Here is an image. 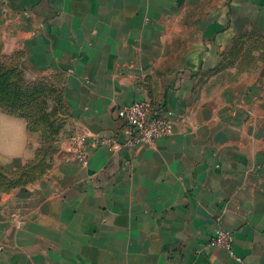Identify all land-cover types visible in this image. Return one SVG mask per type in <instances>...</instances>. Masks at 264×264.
Listing matches in <instances>:
<instances>
[{"label":"crops","instance_id":"obj_1","mask_svg":"<svg viewBox=\"0 0 264 264\" xmlns=\"http://www.w3.org/2000/svg\"><path fill=\"white\" fill-rule=\"evenodd\" d=\"M208 1L0 0V57L61 83L69 111L53 166L0 187V264H264V0ZM136 99L172 133L129 149L117 111ZM40 146L0 107L9 174Z\"/></svg>","mask_w":264,"mask_h":264},{"label":"rangeland","instance_id":"obj_2","mask_svg":"<svg viewBox=\"0 0 264 264\" xmlns=\"http://www.w3.org/2000/svg\"><path fill=\"white\" fill-rule=\"evenodd\" d=\"M211 0L208 1V4H210ZM204 5H200L199 9H195V12H201V10L204 12ZM0 72L3 71L5 77H2L1 79L13 81L12 84L15 87V89L18 91V95H28L30 93H33V95H40V93L43 91L44 93L49 92L50 96H38V97H32L29 99L27 97L26 102H22V105H12L14 107L12 108H19L21 112L25 114L34 113L36 114V111H38V115H41L43 113H51L52 111L56 112V115L53 116V121L60 120L62 117H65L66 119L69 118V114L65 112V107L68 104V101L65 97V101L62 96L64 95L63 86L61 83H56L49 81L48 83L41 84V80H31L24 74V71L18 66L16 63V60L11 55H5V57H0ZM3 73H0L3 75ZM2 84V83H0ZM8 86L10 85H0V95H4L8 93ZM47 95V94H46ZM22 99H25V97H21ZM25 101V100H24ZM31 102L33 104L31 105ZM25 103V105H24ZM19 106V107H18ZM27 112V113H26ZM46 124L45 122H43ZM49 132H52L49 130ZM57 134H53L49 137L46 143H43L40 148L41 154L38 158V160L32 161L31 163H28L25 172L27 173V176H22V180H19L16 182V185H24L28 182L35 180L38 176H40V173L44 170L50 169L54 161L51 159L52 155L57 151L58 148V137ZM3 166V165H2ZM25 169V166L21 172ZM19 172V171H17ZM15 173V172H14ZM14 173H4L6 180L4 181L5 184L1 186L2 190L8 189V185H10V188L13 187V182L18 179L21 175L20 173L14 174ZM29 174V175H28ZM20 175V176H19Z\"/></svg>","mask_w":264,"mask_h":264},{"label":"built area","instance_id":"obj_3","mask_svg":"<svg viewBox=\"0 0 264 264\" xmlns=\"http://www.w3.org/2000/svg\"><path fill=\"white\" fill-rule=\"evenodd\" d=\"M118 118L129 127L130 136L124 146L132 149L139 145L152 143L156 139L172 133L171 109L165 108L161 104L154 105L146 99H136L131 104L118 109ZM76 158L82 163L88 161V145L90 142L83 134H77L73 138ZM97 145H108L110 149H115L112 139L102 136L95 141ZM234 234L231 230L218 226L211 240L213 246L223 247L231 250Z\"/></svg>","mask_w":264,"mask_h":264},{"label":"trees","instance_id":"obj_4","mask_svg":"<svg viewBox=\"0 0 264 264\" xmlns=\"http://www.w3.org/2000/svg\"><path fill=\"white\" fill-rule=\"evenodd\" d=\"M0 73H3V71ZM2 77H5L4 73H3V75L0 74V83H2L0 85L7 84V85H10V87L8 86L9 89H8L7 95L6 94L0 95V107H2L4 110H6L10 113L25 117L28 121V125H29L30 130L35 131V132L36 131L39 132L41 145L43 143H46L47 140L49 139V137L53 134H57L56 136L58 137V135L61 131V128H62V122H63L64 117H62L59 121L56 120L54 122L53 116L56 115L55 111H52L50 114L45 112L41 115H38V111H36V114H34V113L25 114V113L21 112L20 110H18L19 108H21L19 106H18L19 108H12V107H14V106H12L13 104L16 106L22 105L23 104L22 102H26L27 97H29V99H31L32 97H38V96H40V97L41 96H50L49 92L44 93L42 91L40 93V95H33V93H30L28 95L27 94L26 95H18V91L15 89V87L12 84L13 81L5 80V79L2 80L1 79ZM40 83L43 84L46 82H43L41 80ZM59 96H62L64 99V102L66 103L64 95H59ZM21 97H25V99H22ZM32 104H33V102H31V105ZM24 105H25V103H24ZM65 112L69 114L68 104L65 107ZM43 122H45L46 124H44ZM49 130L52 132H49ZM41 149L42 148L39 149V154H41ZM28 165L25 166V169L22 172L19 171L16 173V174L20 173L21 176L19 175L20 177L13 182L12 186L16 185V182H18L19 180H22L23 179L22 176H25V177L27 176V173L25 172V170H26V168H28L27 167ZM7 172L8 171H6L5 167L0 165V187L5 184L4 181L6 180V178H5L4 173H7ZM9 186L10 185H8V187Z\"/></svg>","mask_w":264,"mask_h":264}]
</instances>
